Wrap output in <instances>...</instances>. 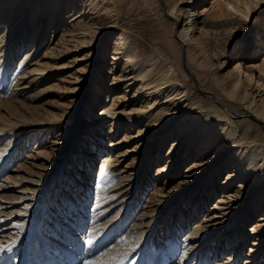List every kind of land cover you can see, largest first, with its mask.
Segmentation results:
<instances>
[{
  "label": "rangeland",
  "instance_id": "1",
  "mask_svg": "<svg viewBox=\"0 0 264 264\" xmlns=\"http://www.w3.org/2000/svg\"><path fill=\"white\" fill-rule=\"evenodd\" d=\"M118 1L119 3H117ZM118 1L116 2L117 5L112 7L115 8L114 11H112L111 8V12L118 15L117 25L109 27L108 30L100 34L98 38L94 39V42H85L81 46H79V43L75 48H71L63 53L57 51L60 50L59 48L55 50V47L53 46L57 42V38L59 37L61 28H63L65 22L62 20L64 14L63 17H60V25L57 23L54 28L50 29L49 32L47 31L43 44L40 47L37 46L35 48L37 51H33V57L30 61L31 63L26 67V70H24L25 72L35 67V63L47 61L48 69H46L45 73L38 74L39 78L35 79L36 74L32 71L33 74L16 82V80L19 79L17 75L16 79L14 78L10 84L11 88L7 90L6 87L9 85L8 82L11 81L12 75L8 74L7 77H4V81H7V84L4 87V91H0V127L3 129V132L0 134V149L3 148L9 151L7 153L8 155L6 154L7 156L0 161V246L7 247L4 248L0 257L5 255V262L6 260L12 259V264H36L38 260H41L40 257L42 254L45 253L48 255L49 251L55 250L52 246V242H57L58 244L62 243L59 242L56 237L59 231H61V234H63L62 232H65L66 240L72 239V236H70V233L66 229L68 228V223H75L78 219L79 221L81 219L84 220V216L83 214L79 215L78 213L69 215L68 202L66 200L67 197L66 194H63L61 186L75 193H73L74 196L72 193L70 196L72 195L75 199L79 198L84 200V207H80L79 210L87 216L83 223L85 224L86 222L87 224H90L86 227V234L88 236L90 235L89 232L94 221L97 225L105 224V231L109 233L110 237L107 238L104 243L100 244L102 247V250L100 251L110 249L115 244L116 240H119V242L123 243L125 246L130 237L132 240H137L138 247L136 244L135 247L131 248L132 252L128 256V260L125 264H137L140 255L145 256L143 259L145 261L144 264L157 263L160 249L166 247L167 241L171 235L172 227L169 225L171 224L172 217L177 215L178 211H175L176 207L179 209L181 207V211L178 215L179 217H182L181 228H177L179 233H182L183 231L187 232L188 229L191 231L195 223L201 221L207 211H211L209 208L211 203L214 202V200L221 198L222 193H231V195L226 198V201H228L231 206L243 201V203H245L244 212H250L254 208V199H252V197L259 193L262 187L253 192L248 199L246 197L243 198L238 191H234L236 182L243 181L240 177L237 178V181L235 178L232 179L228 186L224 187L223 192L220 189L219 181L224 179L229 169L227 161L230 158V150L223 148L222 151H216L215 149H211L209 152L207 151L204 156L209 164L207 167H201L206 171L205 175L199 179L201 181L198 180L194 185L185 187L180 181L186 178L183 176V174L186 173L184 170L186 167H189L187 166L188 163L193 161V154L187 156L185 159L183 156L182 159L173 166V162L168 163V160L172 158V155L168 156L166 154L170 147V142H172L175 137V134L172 136V133L174 132L171 131L170 137L164 139V144H162L160 152L156 149L160 139L159 134L154 135V138L149 142L150 154L148 156L146 154L143 158L144 160L139 163L138 159H140V154L143 150L132 151L129 149H135L140 142L145 141V139H142L144 138L142 137L143 132L139 136L132 138L125 137L124 133H136L140 125H134L131 128H124L125 126L120 124L109 129V118L107 119L104 114L101 115V110L97 111L103 107L102 105L104 103L108 101L110 102L112 97L116 99V96L120 95V93H122L126 99H121V101L117 98V100H119L116 105L118 110L120 108V110H122L139 107L141 101L145 98V96H143L144 93L135 91L136 86H133V84L125 86L126 82L129 81V79L126 80V76H124L125 74H128L127 70L124 71L125 64L120 60L118 63H112L113 43L120 31L123 29L127 32L129 37H135L137 45L140 44V47L147 48L152 46L160 47L165 41L164 39H166L164 37H167L169 34L171 35V30L168 26L161 23L163 20L160 19V14L159 17H157L150 13L142 0H139V2L137 0ZM217 1L218 0H194L193 7L197 12H200L201 16L205 15L215 20L236 18V16L239 15L236 11H232L233 13L230 14L229 11L221 10ZM150 6L153 10H156L153 3ZM251 6L253 8L255 7L254 5ZM163 13L167 14V9L163 8ZM168 13H170V11H168ZM166 16L170 20H174L173 14ZM184 20L185 18L182 16L177 26L174 27V32L180 30L184 24ZM247 24L249 25V29L245 32V36H240V34L234 35V39L240 41V43H230L226 53L215 58V67L219 70H227L228 68L235 69L237 65H239L240 76L249 83V91L254 96V103L261 105L264 108V65H262L264 58V33H260V25L264 24V8H256L253 10L251 18L247 20ZM3 29V27H0V32H2ZM50 42V48L54 50L51 53L45 50V45ZM92 51H94L95 54H93ZM19 57L20 55L15 58V61H17ZM172 58V64L176 67L179 82L184 84L190 90L191 94L196 90L201 94L212 95L211 92L200 90V87L202 86H200L193 75L188 72V68L185 66L184 62L179 64L176 55H173ZM218 60H220V62H218ZM247 67L252 69L251 74L246 71ZM13 69L14 67L11 69L12 72ZM81 69H84V71H81ZM92 74H94L93 76L95 77V80L92 81L91 86H89ZM186 74L189 75L187 76ZM42 75L44 76L40 78ZM120 75L123 76L124 79L121 80V78H119ZM259 75L262 76L261 79H258ZM96 83H101L102 85L101 94H99L97 90V87L101 85L98 86ZM17 86L20 88L17 89ZM85 98L87 99L85 100ZM5 99L12 100V105H10L12 108L11 112H8V108L5 105L2 107V102ZM88 101L89 105H86ZM225 107L226 106H223V108ZM60 108L65 112L70 111V113L64 114L63 120L54 124H59V122L65 121L68 117L69 119H73L72 126L69 128L70 130L77 129V125L81 124L80 119H83L86 122H93L96 118L103 120L105 128L101 130V134H99V129L94 130L95 132L98 131L99 134V136L95 138V142L98 143L97 150L93 151L91 154H84V152L83 154H80L77 149L74 150L73 146L75 142L79 143L80 148L85 149L86 151L89 150V145L83 143L82 139L80 140L77 136V130L71 132L76 135H74L71 141L66 144L61 140L55 141L60 137V130L65 133L63 129H60L65 126L64 123L60 127L59 125H56L57 127H55V125H51L48 121L44 125H40V123L35 124L36 111H38L36 114L42 112H54L59 116V114L61 115L62 113ZM231 115L232 117L230 119L233 120L236 119L233 118V116L238 118L245 117L244 112L239 114L232 113ZM122 116L126 118L128 115ZM15 117H18V124L16 126H9V124L15 123L13 122ZM22 118H25V121H23ZM247 122L250 123L249 120H247ZM258 122L259 125H262L260 121ZM175 123H178V120L173 122V124ZM240 123L244 124L243 121L241 122V119L235 123L236 129H239V132H242L243 129H241ZM251 128H248L247 131H250ZM167 129L168 128H166V130ZM255 129L257 132L256 136H259L260 139L264 138L263 128L256 126ZM12 134L14 136L10 138V141L3 145L2 143H6L9 139V135ZM65 134L69 136L70 132ZM84 134L85 133L82 135L84 136ZM254 134L253 131L251 135ZM151 135L152 132H150L149 136ZM201 136L202 134H195L194 139L190 143L189 150L191 149L192 151L196 148L198 141L195 139ZM251 139L252 137L249 140ZM111 141L115 143L113 146L109 145V142ZM252 143L254 142L251 140L250 144ZM252 148L253 147H251V149ZM107 149H111V151L113 149L118 150L119 152L121 151V165L123 166L128 164L133 157L137 162H133L134 164L131 162L132 165H128L126 170L128 173L134 171V177H132L133 180L129 181L130 183L137 179V177L138 179L129 190L123 194L121 193L122 195H116L109 200L106 196L110 195L109 193H114V191L108 192L104 198L99 201V203H101L95 205L96 191L95 189L93 190V186H95L93 169L95 168L96 160L103 154L102 151ZM74 155H77L75 159ZM88 158L89 160H87ZM70 159L75 160L73 162H76V164H71L69 161ZM89 163L94 164L92 165ZM162 163L166 164L167 167L165 170L157 173L158 164ZM76 165L79 167L78 172L75 169ZM66 166H68V172L74 174V178H77L76 180L79 181L81 180L83 183L84 187H82V191H77L78 187H81L77 183L74 186L73 181H70V183L68 182L67 173L65 174L66 176H62L61 170ZM138 169L140 172L136 175ZM209 171L210 175L213 174V176H209ZM168 172H170L169 177H167ZM58 177L61 181L67 183L60 182L58 185ZM128 186L129 183L123 187L121 186L119 190L122 188L125 190ZM247 186L251 187V184L248 183ZM158 187L164 188V196L162 195V197L168 200V202L158 200V206L155 207V209L157 208L158 210H155L150 214L151 208H146L144 206L149 203L147 199L152 195L151 191H155ZM210 189L214 190L213 195L210 194ZM247 191H249V189H247ZM200 193H202L201 195L205 196V198L197 199L198 194ZM236 194L238 196H236ZM124 195H129V199L124 197ZM176 195L179 199L178 202L175 199ZM169 196L171 197L168 198ZM89 198L90 202H87ZM154 199L160 198L154 197ZM198 202L200 208L199 212H196L194 209ZM134 203H137V206L131 208V205H134ZM37 204L41 205L40 214L36 221V224L39 225V227L46 224L50 225L52 220L59 222L53 228L57 231L51 230L49 232L46 230L48 236H43L45 239L47 238L48 248L50 249L44 247L40 242L41 235L39 233L38 236L32 235L33 232H37V230L31 231L30 238L25 243L24 247L23 237L25 234L18 236L21 238L20 244L15 242L12 238L8 239L10 235L18 231L19 228H24L32 213L35 212L34 206ZM261 205H263L262 209H264V199L263 202H261ZM85 208H87V210ZM56 209H59L60 212H57ZM145 210L148 214L145 216L142 215L143 218L138 219L139 214ZM236 210H238V208H236ZM52 211H54L55 214H53ZM192 211H194L193 215L191 214ZM120 212L122 214L124 213L123 216L125 219L124 222H121L120 231L117 229L115 231H109V229L114 227L113 223H115L116 216L118 213L120 214ZM187 214H189V218L186 222L185 219ZM234 215L235 213L232 216ZM256 215L257 213L251 218L247 217L249 220H246L244 224L240 223L234 227V230L237 229V233L240 234L237 239L242 236L243 238L240 239V246L238 245L239 248L232 258H230L231 260L227 257H230L233 253L232 250L234 245L236 246L237 241L235 240V244L230 242V244H226L221 248V244L218 245L221 238L219 237V240L213 248L211 245L208 247L207 243L205 244L204 242L205 240L202 241L200 246H196L191 252L188 264L193 260L197 262V264H244V259L249 256V249L252 247L253 239L259 236H263L262 239H264V224L256 227L253 231V223L258 219L256 218ZM78 216L81 219L78 218ZM111 218L114 220L113 222H110ZM185 222L186 226H184ZM137 223L140 224L141 227L138 228ZM260 223L262 224L263 221ZM17 224H20L21 227H16ZM134 224L137 225L132 228ZM33 225H35V223ZM232 226L233 223L230 224V227ZM75 227H78V222ZM221 228L226 229L227 225H222ZM132 230L138 231V234L131 233ZM69 231H71L70 228ZM105 231L102 232V235ZM157 231L159 232L158 234L156 233ZM176 233L179 234L178 232H175V234ZM216 234L217 236L223 235L222 233L217 232L214 236ZM134 235L136 237H133ZM126 236L128 238H126ZM18 237L17 239H19ZM49 237H53V240L55 241ZM30 239H34V241L29 244ZM6 240H8L9 243ZM35 240H37L38 245L36 247H41L39 251L40 253H37V258L34 253L36 249ZM11 244L14 245L10 247ZM75 245L73 247H75ZM261 246H264V243ZM69 248L72 251L74 250L72 247ZM85 249L86 252L90 250L89 247H86ZM92 251L93 250L91 249L88 252L89 256L86 261H90V259L97 254L95 252L92 255ZM9 253H14V258H9ZM33 256L35 257V261L33 260ZM84 262L85 261H81V264H84ZM245 264H264V247L263 250L258 253L255 260L253 259L251 263Z\"/></svg>",
  "mask_w": 264,
  "mask_h": 264
},
{
  "label": "bare ground",
  "instance_id": "2",
  "mask_svg": "<svg viewBox=\"0 0 264 264\" xmlns=\"http://www.w3.org/2000/svg\"><path fill=\"white\" fill-rule=\"evenodd\" d=\"M117 1L118 0H0V27L4 28L3 31L0 32V91H4V87L7 84V81H4V77H7L8 74L12 75V78L11 81L8 82L9 85L6 87V90L11 88L10 84L14 78L16 79L17 75L19 79H17L16 82L23 80V78L28 77L33 74V72L36 74L35 79H38L40 74L45 73L46 69H48L47 61L35 63V67L25 72L24 70H26V67L31 63L30 61L33 57V51H37L35 48L37 46L40 47L43 44L47 31L49 32L57 23L60 25V17H63L65 14L62 19L65 22L63 28H61L57 42L53 47H55V50L59 48L60 50L57 51L63 53L71 48H75L79 43V46H81L85 42H94V39L98 38V36L108 30L109 27L116 26L118 23V15L111 12V8L119 3V1ZM137 1L139 2V0ZM193 1L194 0H142L150 13L157 17H159L160 14V19L163 20L161 23L168 26L171 30V35L169 34L167 37H164L166 39H164L165 41L160 47L152 46L147 48L140 47V44L137 45L135 37H129L127 32L123 29L120 31L113 43L112 63H118L120 60L125 64L124 71L127 70L128 74H125L124 76H126V80L129 79L125 86L133 84V86H136L135 91L144 93L143 96H145V98H143L139 107L122 110H120V108L118 110L116 108V105L119 102L117 98L120 100L126 99V97L120 93V95L116 96V99L112 97L110 102L108 101L104 103L102 105L103 107L97 111L101 110V115L104 114L107 119L109 118V129L120 124L125 126L124 128H131L134 125H140L136 133H124L125 137L132 138L139 136L143 132L142 137L144 138L142 139H145V141L140 142L135 149H129L132 151L143 150L140 154V159H138L139 163L144 160L143 158L146 154L147 156L150 154L149 142L154 138V135L159 134L160 139L156 149L160 152L161 146L164 144V139L170 137L171 131L174 132L172 133V136L175 134V137L173 141L170 142V147L166 154L168 156L172 155V158L168 160V163L173 162V166L178 163L183 156L185 159L187 156L193 154V161L188 163L187 166L189 167H186L184 170L186 173H184L183 176L186 178L180 181L185 187L194 185L205 175L206 171L201 167H207L209 162L205 160L204 154L211 149L222 151L224 148L230 150L231 153L230 158L227 161L229 168L227 175L224 179L219 181V186L222 192L224 191V187L228 186L232 179L235 178L237 181V178L239 177L242 178L243 181L236 182L234 191H238L243 198L246 197L248 199L253 192L260 187L262 188L259 193L252 197V199H254V208L250 212H244L245 203H243V201L231 206L229 202L226 201V198H228L231 193H222L221 198H218L211 203L209 207L211 211H207L202 220L195 223L191 231L188 229L187 232L183 231L182 233H179V231H177V228H181L182 217L178 216L181 207L180 209L176 207L175 211H178L177 215L172 217L171 224L169 225L172 227L171 235L167 241L166 247L160 249L157 263L155 262L156 264H188L191 252L196 246H200L202 241L205 240V244L207 243L208 247L211 245L213 248L219 240V237L221 238L218 245L221 244V248L226 244H230V242L235 244V240L237 241L236 246L234 245L233 247V253L230 257H227L230 259L238 250L241 241L240 239L243 238L242 236L237 239L240 234L237 233V229L234 230V227L240 223L244 224L246 220L255 216L256 213V218L258 219L253 223L254 225L252 228L256 229V227L264 224V209H262L263 205H261V202H263L264 199V138H261V140L259 136H256L257 132L255 129L256 126H259L262 127V130L264 131V108L263 106L254 103V96L249 91V83L240 76L239 67H236L235 69L228 68L227 70H219L215 67V58L225 54L230 43H240V41L234 39V35L240 34V36H245V32L249 29L247 20H244L243 16L246 15L250 19L253 10L256 8H264V0H218L217 3L221 10L229 11V13L232 14L233 10L227 6L231 4L232 8L239 13L236 18L224 20H215L205 15L201 16L200 12H197L193 7ZM152 3L156 10H153L150 6ZM246 4L248 7L245 6ZM251 5H254L255 7L253 8ZM163 8L167 9V14L163 13ZM114 9L115 8H112V11H114ZM168 11H170V13H168ZM169 14H173L174 20H170L166 16ZM182 16L185 18L184 24L178 32H174V27L177 26ZM260 33H264V24L260 25ZM50 45L51 42L45 45V50L49 53L54 51L50 48ZM92 53L95 54L94 51H92ZM19 55V59L15 61V58ZM173 55H176L179 64L184 62L185 66L188 68V72H190L200 86L203 87H200V90L211 92L212 95L201 94L196 90L193 91L192 95L190 90L184 84L179 82L176 67L172 64ZM218 62H220V60H218ZM262 65H264V58ZM13 67L14 69L12 72L11 69ZM246 71L250 74L252 73V69L249 67L246 68ZM93 75L94 74L91 76L89 86H91V82L95 80ZM43 76L44 75L40 78ZM119 78H121V80L124 79L121 75ZM261 78L262 76L259 75L258 79ZM96 85L99 86L101 83H96ZM101 87L102 85L97 87L99 94H101ZM19 88L20 87L17 86V89ZM86 99L87 98H85V100ZM2 103V107L5 105L8 108V112L12 111V108L10 107V105H12V100L5 99ZM86 105H89V101ZM223 106L226 107L223 108ZM60 111L62 113L61 115L59 114V116L54 112H42L36 114L38 113V111H36L35 124L40 123V125H44L48 121L51 125H55V127H57L56 125H59L60 127L64 123L65 126L63 125L64 127H61L60 129H63L65 133L70 132V135L68 136L60 130V137L55 141L61 140L66 144L77 134L79 139H82L83 143L89 145V150L86 151L85 149L80 148L78 142H75L73 146L74 150L77 149L80 154H83V152L84 154H91L93 151L97 150L98 143L95 142V138L98 137L99 134H101V130L105 128L103 120L96 118L93 122H86L85 120L80 119L81 124L77 125V129L70 130L69 128L72 126L73 119H69L68 117L65 121L59 122V124H54L63 120L64 114L70 113V111L65 112L61 108ZM241 112H244L245 117L238 118L233 116V118L236 119H230L232 113L239 114ZM122 115L128 116L125 118ZM8 119L10 120L9 117ZM22 119L25 121V118ZM240 119L241 122H244V124L240 123L241 129H243L242 132H239V129H236L235 124L240 121ZM175 120H178V123L173 124ZM247 120H249L250 123H248ZM258 121H260L262 125H259ZM13 122L15 123L9 124V126H16L18 124V117H15ZM166 128L168 129L166 130ZM248 128H251L250 131H247ZM95 129L100 130L99 134L98 131H94ZM74 131L77 133H71ZM253 131L255 134L251 135ZM1 132H3L2 127H0V134ZM150 132H152L151 136H149ZM83 133H85L84 136L82 135ZM197 133L199 135L202 134V136L195 139L198 143L196 144V148L191 151V149L189 150V146ZM13 136V134L9 135L8 141L2 144H7ZM251 137V140L254 142L252 144H250L251 140H249ZM113 144L115 143L112 141L109 142L110 146H113ZM251 147L253 148L251 149ZM8 151L9 150L3 148L0 149V161L8 155ZM102 152L103 154L96 160L95 168L93 169V180L95 182L93 190L95 189L96 191L95 205L100 204L101 202L99 203V201L104 198L108 192L114 191V193H109L110 195L106 196L109 200L116 195H122L129 190L138 179L137 177V179L130 183L129 181L133 180L132 177H134V171L128 173L126 170V167L130 165L131 162L132 164L137 162L133 157L128 164L123 166L121 165V151L119 152L114 149L111 151V149H107ZM76 156L77 155H74V159ZM87 160H89V158ZM69 161L71 164H76V162H73L75 160L70 159ZM89 164L93 165L94 163ZM166 167L167 166L164 163L158 164L157 173L165 170ZM75 169L78 172V165H76ZM139 172L138 169L136 175H138ZM61 173L62 176L68 175L69 183L70 181H73L74 186L77 183L79 186L84 187L81 180H76L77 178H74V174L68 172V166L63 168ZM169 173L170 172H168L167 177H169ZM208 173L209 176H213V174L210 175V171ZM57 180L58 185L60 182L67 183L61 181L59 177ZM128 183L129 186L127 189L123 190L124 188H122L119 190L121 186L123 187ZM248 183L251 184V187L247 186ZM61 188L63 194H66L68 207L75 210V214H83L85 217L84 213L78 208V206L84 207V200L77 197V199H75L72 195L70 196V194H73L74 192L69 189L67 190L62 186ZM163 189L164 188L162 187H158L155 191H151L152 195L147 199L149 203L144 206L146 208H151L150 214L155 210H158L157 208L155 209V207L158 206V200L168 202V200L162 197L164 193ZM247 189H249V191H247ZM202 193L198 194L197 199L205 198V196L201 195ZM210 194L213 195L214 190L210 189ZM129 195H124V197L129 199ZM236 196L238 195L236 194ZM154 197H159L160 199H154ZM170 197L171 196L168 198ZM175 199L178 202L179 199L177 195L175 196ZM135 206H137V203L131 205V208ZM34 207L35 212L32 213L24 228H19L18 231L12 233L8 238H12L15 242L20 244L21 238L18 236L25 234L23 237V247L29 240L31 231H35V229L39 227V225L36 224V221L40 214L41 205L37 204ZM199 208L200 204L198 202L196 203L194 210L199 212ZM236 208H238V210H236ZM52 213L55 214L54 211H52ZM193 213L194 211L191 212L192 215ZM234 213L235 215L232 216ZM147 214L146 210L141 212L138 219L143 218V216ZM123 215L124 213L122 214L120 212V214L118 213L116 216V221L112 218L110 219V222L114 221L115 223H113L114 227L109 229V231H115L116 229L119 230L121 228V222L125 221ZM78 218L80 217L78 216ZM188 218L189 214L186 216V222ZM262 221L263 223L261 224L260 222ZM77 222L78 226H80V223H82L83 220L81 219L79 221L78 219ZM186 222L184 223V226H186ZM34 223L35 225H33ZM232 223L233 226L230 227V224ZM137 224H134L132 228ZM222 225H227V228H221ZM137 226L138 228L141 227L140 224ZM66 229L72 238H77L74 230L69 231V227ZM105 229V224L97 225L95 224V221L92 223V228L89 234L94 238V243L93 245L87 246L90 250L99 246L101 243H104L107 238L110 237ZM104 231L105 233L102 235V232ZM175 232H178L179 234H175ZM217 232L222 233L223 235L217 236L216 234L214 236ZM36 233L41 235L40 242L43 246L50 249L48 248L47 238L45 239L43 237L48 236L47 232L37 230L35 236ZM131 233L138 234V231L132 230ZM156 233L158 234L159 232L157 231ZM79 236L80 237L77 239L81 240L83 235L80 234ZM17 237L19 239H17ZM133 237L136 236L134 235ZM49 238L53 240V237ZM126 238L128 237L126 236ZM262 238L263 236H259L253 239L252 247L249 249V256L244 259V264L251 263L253 259L255 260L258 256V253L263 250L264 246L261 245L264 243V239ZM6 241L8 242V240ZM35 241L36 247L38 245L37 240ZM136 244L137 240H132L131 237L128 239L126 246L119 242V240H116L115 244L110 249L100 251L102 250L101 248L99 251H96L97 254L93 256L90 261L92 264H125L128 260V256L132 252L131 248L135 247ZM12 245L14 244H11L10 247H12ZM40 248L36 247L35 249L34 253L36 258ZM66 251L71 257L72 263L76 264L78 253H76L75 250L72 251L69 247L66 248ZM49 253H52V250L49 251ZM144 258L145 256L140 255L137 264H144ZM5 259V255L0 257V264H3ZM190 264H197V262L193 260Z\"/></svg>",
  "mask_w": 264,
  "mask_h": 264
},
{
  "label": "snow or ice",
  "instance_id": "3",
  "mask_svg": "<svg viewBox=\"0 0 264 264\" xmlns=\"http://www.w3.org/2000/svg\"><path fill=\"white\" fill-rule=\"evenodd\" d=\"M227 6H228L230 9H232L233 11H235V9L232 8V5H231V4H229V5H227ZM245 6L248 7L247 4H246ZM243 19H244V20H248L249 17L245 15V16H243ZM237 67H239V65H237ZM81 71H84V69H81ZM26 207H27V205H26ZM16 227H21V225H20V224H17ZM254 230H255V229H253V231H254ZM85 243H86L87 245H93V243H94V238H93L91 235H89V236L87 237ZM5 247H7V246H0V252H3ZM84 264H92V262H91V261H85Z\"/></svg>",
  "mask_w": 264,
  "mask_h": 264
}]
</instances>
